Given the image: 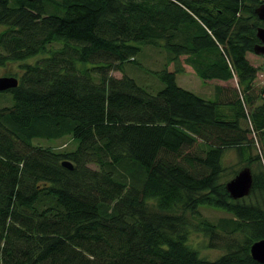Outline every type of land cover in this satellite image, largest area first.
Segmentation results:
<instances>
[{
	"label": "trees",
	"instance_id": "1",
	"mask_svg": "<svg viewBox=\"0 0 264 264\" xmlns=\"http://www.w3.org/2000/svg\"><path fill=\"white\" fill-rule=\"evenodd\" d=\"M263 4L0 0V69L22 71L0 93V264H260L251 247L264 240V86L255 94L261 68L247 56ZM146 47L166 53L159 70L141 66ZM184 64L237 86L203 98L178 84ZM67 139L74 148L38 143ZM228 150L251 169L245 199L222 182ZM202 208L228 216L213 222ZM192 232L208 249L222 235L242 241L209 261Z\"/></svg>",
	"mask_w": 264,
	"mask_h": 264
},
{
	"label": "rangeland",
	"instance_id": "2",
	"mask_svg": "<svg viewBox=\"0 0 264 264\" xmlns=\"http://www.w3.org/2000/svg\"><path fill=\"white\" fill-rule=\"evenodd\" d=\"M2 30V27H0V31ZM59 46H54V49H57ZM143 59V63L141 66H145L148 70H159L163 67L165 60H166V53L160 49V48H153V47H146L145 48V57L142 53L140 56ZM248 60L252 65L255 67H260L261 72L260 74L264 75V58L262 56H258L254 53L248 54ZM38 58L32 59L31 61H27V63L35 62ZM20 63H10L4 68L0 69V77L8 76L10 74L21 76L22 71L20 69ZM127 73L134 77L140 84H143L144 86L149 85L150 87L156 86L154 83V79L146 72L144 69H138L134 68L132 66H127ZM112 75L116 78H122L123 74L120 72H113ZM264 77V76H263ZM258 77V79L255 82L256 91L255 94H259L261 90V83H263L264 78ZM201 79L193 74L188 73H181L177 75V82L178 84L183 87L187 88L189 90H195L192 92L200 95L203 98H209L211 89L213 84H207L206 87H203L201 84ZM237 86V81L234 80L232 83V87ZM198 92V93H197ZM209 96V97H207ZM6 98H9V96H5L4 98L0 99V105L1 107L8 105V100ZM259 103V102H258ZM39 144L43 146H53L60 149H71L75 147V143L72 142L70 139H67L65 141H58V142H47V141H38ZM258 151L255 149L252 150V155L256 156ZM224 166L226 168V172L222 178V182L226 185L230 183L235 176L242 172L246 168V164L241 160L238 152L236 150H228L224 157ZM256 166L253 165L252 168L254 169ZM237 173V174H236ZM236 174V175H235ZM248 197V196H247ZM246 197V198H247ZM245 199V198H244ZM202 215L205 218H208L212 220L213 222H216L218 219L227 217L228 215L223 213L220 210L216 209H210V208H202L201 209ZM172 213L174 214H184L182 210H175ZM186 216H189V213H185ZM221 244H219L218 248H207L208 245V238H206L205 235L198 233V232H192L190 236V243L193 247H195L200 252V256L204 259H207L209 261H215L219 259L221 256L225 254L227 251L226 243L227 244H238L240 243L241 237H226L224 235L221 236Z\"/></svg>",
	"mask_w": 264,
	"mask_h": 264
},
{
	"label": "water",
	"instance_id": "3",
	"mask_svg": "<svg viewBox=\"0 0 264 264\" xmlns=\"http://www.w3.org/2000/svg\"><path fill=\"white\" fill-rule=\"evenodd\" d=\"M255 13L260 21L264 22V4L256 9ZM257 37L260 41V44L255 46L254 54L262 56L264 58V27H260L258 29ZM18 86L19 80L16 77H0V93L16 89ZM63 166L70 170H73V165L70 162H64ZM252 184L253 179L251 171L249 169H245L240 172L230 183L227 184V190L233 199L241 200L246 198L250 194ZM251 256L258 263L264 264V240L257 241L252 245Z\"/></svg>",
	"mask_w": 264,
	"mask_h": 264
},
{
	"label": "crops",
	"instance_id": "4",
	"mask_svg": "<svg viewBox=\"0 0 264 264\" xmlns=\"http://www.w3.org/2000/svg\"><path fill=\"white\" fill-rule=\"evenodd\" d=\"M184 68H185V72L184 73H188V74L190 73V74H193V75L197 76L195 74L194 70L190 66L184 64ZM232 83H233V81H230V82H222V81H216V80L209 81V82L201 81V84H202L203 87H206L207 84H213V85H211L212 89H211V93L209 95L210 97L207 96V97H209L208 99H213V100L218 97V93H219V91L217 89L218 86H220L221 88L224 89V91H222V92H226L227 93L229 89H231V88L234 89V87H232ZM185 89H187V88H185ZM187 90H189V89H187ZM192 90H190V91H192ZM193 91H195V90H193ZM227 110L229 111L230 109L227 108Z\"/></svg>",
	"mask_w": 264,
	"mask_h": 264
},
{
	"label": "built area",
	"instance_id": "5",
	"mask_svg": "<svg viewBox=\"0 0 264 264\" xmlns=\"http://www.w3.org/2000/svg\"><path fill=\"white\" fill-rule=\"evenodd\" d=\"M259 76H260V77H263L264 75H263V74H259ZM263 78H264V77H263ZM261 84L264 86V81H263V83H261ZM250 128L253 130L251 123H250Z\"/></svg>",
	"mask_w": 264,
	"mask_h": 264
}]
</instances>
